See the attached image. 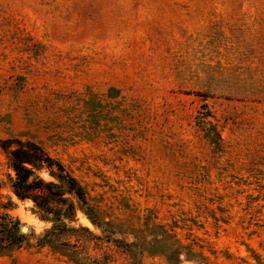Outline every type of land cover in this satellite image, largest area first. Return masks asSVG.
<instances>
[{
  "label": "rangeland",
  "instance_id": "obj_1",
  "mask_svg": "<svg viewBox=\"0 0 264 264\" xmlns=\"http://www.w3.org/2000/svg\"><path fill=\"white\" fill-rule=\"evenodd\" d=\"M14 139L84 189L72 257L9 191ZM0 182V264H264V0H0Z\"/></svg>",
  "mask_w": 264,
  "mask_h": 264
},
{
  "label": "trees",
  "instance_id": "obj_2",
  "mask_svg": "<svg viewBox=\"0 0 264 264\" xmlns=\"http://www.w3.org/2000/svg\"><path fill=\"white\" fill-rule=\"evenodd\" d=\"M1 147L6 154L8 168L13 172V176H8L9 191L18 201H31L39 219L52 224L39 243L51 246L64 256L72 257L70 251L58 250L53 246L51 239L76 231L68 227V223L74 222L78 211L98 227L97 216L87 201L84 189L59 162L49 157L36 143L14 139L3 141ZM42 171L52 180L44 181L39 176ZM1 187L0 182V190ZM1 197L0 193V199ZM0 205L8 211L14 209L16 204L8 197L7 202ZM1 219L3 222L0 224V254H4L19 248L24 237L19 233L17 220L12 219L8 213H4ZM174 253L180 255L178 249H175Z\"/></svg>",
  "mask_w": 264,
  "mask_h": 264
},
{
  "label": "water",
  "instance_id": "obj_3",
  "mask_svg": "<svg viewBox=\"0 0 264 264\" xmlns=\"http://www.w3.org/2000/svg\"><path fill=\"white\" fill-rule=\"evenodd\" d=\"M22 231H23V232H26V228H25V227H23V228H22Z\"/></svg>",
  "mask_w": 264,
  "mask_h": 264
}]
</instances>
